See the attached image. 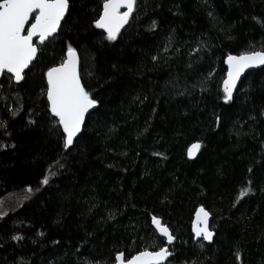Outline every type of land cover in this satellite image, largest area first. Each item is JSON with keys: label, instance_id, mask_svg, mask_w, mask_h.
<instances>
[{"label": "trees", "instance_id": "obj_1", "mask_svg": "<svg viewBox=\"0 0 264 264\" xmlns=\"http://www.w3.org/2000/svg\"><path fill=\"white\" fill-rule=\"evenodd\" d=\"M70 2L26 80L0 81V264L130 259L167 243L153 215L176 237L167 264H264V68L246 75L232 101L222 90L228 54L264 50V0H137L113 42L91 26L102 0ZM67 43L100 103L65 150L49 132L42 76ZM248 181L253 192L241 198ZM200 206L212 216V243L194 240Z\"/></svg>", "mask_w": 264, "mask_h": 264}, {"label": "snow or ice", "instance_id": "obj_2", "mask_svg": "<svg viewBox=\"0 0 264 264\" xmlns=\"http://www.w3.org/2000/svg\"><path fill=\"white\" fill-rule=\"evenodd\" d=\"M136 5L137 0H102V8L97 18L92 20L91 26L103 30L106 34L103 38L106 41H116L121 29L129 23ZM71 7L70 0H0V75L8 74L9 80L16 84L24 82L27 77L26 70H31L30 66L34 64L41 52L38 45L46 46L50 39L55 37L61 29L62 22L66 21V17L71 14ZM121 9L125 10L121 11ZM209 16H212L211 12ZM156 27L157 22L153 20L150 30ZM171 39L169 37V43ZM205 45L206 42L201 41L199 47L193 51H201ZM168 50V46L165 45L164 52ZM62 54L63 58L59 63H54L43 72L42 78L46 81V85L42 89V95L46 97V110L52 123L49 132L57 134L63 148L68 150L82 134L87 117L91 114L90 110L97 109L100 102L82 83L79 71L80 55L77 48L67 43L66 50L62 48ZM159 58L158 55L152 56L153 61ZM224 63L227 64V74L223 80L222 90L227 103L233 100L237 82L241 80L245 71L264 66V50H246L239 55L228 54ZM192 87L196 88L197 85L193 84ZM200 87L201 91L206 90L204 82H201ZM16 114L12 113L13 116ZM260 115L264 116V108L261 109ZM250 119L255 117L250 116ZM217 123H219V117H217ZM29 124L36 125L37 121L30 120ZM0 126L6 129L7 123L3 122ZM201 147L199 141L190 144L187 148L188 158H194ZM154 155L162 156L163 154L154 153ZM41 183L47 185L49 178L44 177ZM251 183L248 181V186L241 190L239 193L241 198L253 192ZM28 192H32L30 187ZM195 215L196 220L192 225L195 237L211 243L215 235L209 227L211 213L204 206H200ZM114 218V214L110 213L109 219ZM151 223L167 243L157 246L158 250L140 251L130 259L124 252H116L113 264H165L170 257L174 256L169 246L176 237L157 216L151 217ZM12 239L20 241L24 237L14 235ZM85 264H99V262L86 261Z\"/></svg>", "mask_w": 264, "mask_h": 264}, {"label": "water", "instance_id": "obj_3", "mask_svg": "<svg viewBox=\"0 0 264 264\" xmlns=\"http://www.w3.org/2000/svg\"><path fill=\"white\" fill-rule=\"evenodd\" d=\"M125 9H121V11H124ZM68 17V16H67ZM67 17H66V19H67ZM65 22V21H64ZM64 22H62V25H61V29H62V27H63V24H64ZM126 27V25L124 26V28ZM123 28V29H124ZM61 29L58 31V33L55 35V37H57L58 35H59V33L61 32ZM123 29H121V31L123 30ZM98 30H100L101 32H103V30H101V29H98ZM106 35V34H105ZM54 37V38H55ZM52 39V38H51ZM37 43H38V41H37ZM39 55V54H38ZM38 58V57H37ZM36 61H34V63H35ZM30 67H32V66H30ZM262 68H264V66H259V67H256V68H251V69H247L246 71H245V73L242 75V77H241V80L240 81H238L237 82V89L234 91V93H233V96L236 94V92H237V90H238V88L240 87V85H241V83H242V81L245 79V77H246V75L248 74V73H250V72H252V71H256V70H259V69H262ZM80 69H81V60H80V66H79V71H80ZM26 72H28V70H26ZM227 74V73H226ZM5 75H7L8 76V74H4V75H0V81L2 80V78L5 76ZM226 78V77H225ZM15 83V82H14ZM23 82H21L20 84H22ZM83 83V82H82ZM98 108V107H97ZM96 109H94V110H90V115L87 117V120L89 119V117L94 113V111H95ZM87 120H86V122H87ZM84 130V129H83ZM81 136V135H80ZM75 143L76 142H74V145H75ZM73 145V146H74ZM73 146H71L70 148H72ZM199 152H200V150L196 153V155H195V157L194 158H192V159H189L190 161H193V160H195L197 157H198V154H199ZM196 214V213H195ZM0 219H1V213H0ZM196 220V215H194V220H193V222ZM211 221H212V216H210V218H209V227H210V229H211ZM161 222H162V224H163V221L161 220ZM193 225V224H192ZM152 227H153V229L155 230V226L152 224ZM212 230V229H211ZM156 231V230H155ZM213 231V230H212ZM214 232V231H213ZM156 233H158L157 231H156ZM192 233H193V231H192ZM159 234V233H158ZM160 235V234H159ZM193 236H194V240H195V242H200V241H204L202 238H199V239H197L196 237H195V234L193 233ZM160 237H162L161 235H160ZM214 237H215V235H214ZM214 237H213V239H214ZM162 238H164V237H162ZM165 239V238H164ZM166 240V239H165ZM206 243H210V242H208V241H205ZM213 242V241H212ZM211 242V243H212ZM171 259V257L169 258V260ZM168 260V261H169ZM168 261H166L165 262V264H167L168 263Z\"/></svg>", "mask_w": 264, "mask_h": 264}]
</instances>
